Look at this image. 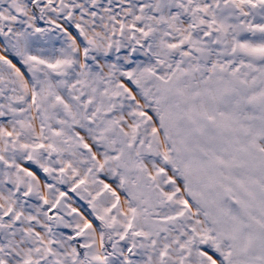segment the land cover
I'll return each mask as SVG.
<instances>
[{"label": "snow or ice", "instance_id": "6c2138e0", "mask_svg": "<svg viewBox=\"0 0 264 264\" xmlns=\"http://www.w3.org/2000/svg\"><path fill=\"white\" fill-rule=\"evenodd\" d=\"M0 264H264V0H0Z\"/></svg>", "mask_w": 264, "mask_h": 264}]
</instances>
